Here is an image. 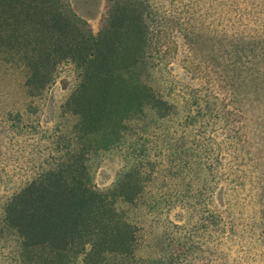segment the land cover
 Returning a JSON list of instances; mask_svg holds the SVG:
<instances>
[{"label": "trees", "instance_id": "16d2710c", "mask_svg": "<svg viewBox=\"0 0 264 264\" xmlns=\"http://www.w3.org/2000/svg\"><path fill=\"white\" fill-rule=\"evenodd\" d=\"M218 1L107 0L95 35L69 0H0V53L27 68L30 96L51 84L59 63L72 60L81 70L64 105L78 116L69 143L0 204V264H213L186 253L177 233L170 248L138 256L140 227L116 200L135 205L161 192V176L189 179L175 185L174 196H164L193 212L205 207L219 247L234 233L233 199L251 184L258 165L242 125L245 104H264V24L215 35L223 97L152 82L178 50L169 44L171 27L183 33L189 53L196 50V9ZM190 63L187 55L183 64ZM9 122L11 148L24 152L22 118ZM140 125L153 130L139 133ZM125 142L134 162L112 187L100 189L88 165L92 153ZM208 179L212 209L204 197ZM160 198L154 194L151 202Z\"/></svg>", "mask_w": 264, "mask_h": 264}, {"label": "rangeland", "instance_id": "374dc122", "mask_svg": "<svg viewBox=\"0 0 264 264\" xmlns=\"http://www.w3.org/2000/svg\"><path fill=\"white\" fill-rule=\"evenodd\" d=\"M69 1L73 10L89 23L92 32L97 35L106 14L107 0ZM201 5V8L197 7L193 21L196 28L194 37L199 41L197 49L189 53L186 47L189 42L183 38V33L176 27H171L169 44L178 50L172 52L162 65V71L152 82L158 87L162 83L189 85L202 92L209 91L211 96L218 92V96L223 97L225 93L219 91V85H224V82L218 74L217 64L220 52L213 47L214 37L220 29L233 32L247 27H262L264 0H223L212 7ZM187 55H190L191 61L188 68L183 64ZM189 65L192 69H189ZM80 74L81 70L74 61L65 60L56 67L51 84L39 95L32 97L26 87L27 68L23 64L7 60L5 54L0 53L1 205L29 181L40 166L51 165L55 161L52 156L57 155L56 149L69 143L67 138L73 135L78 116L67 111L64 105L77 87ZM245 105L242 130L250 141V148L255 153L258 165L251 168L254 171L251 184L233 199L236 201L232 208L236 226L234 233L219 247V234L212 226V217L205 207L193 212L191 208L182 209L177 199L169 200L170 197L164 196H174L175 185H186L191 180L181 183L180 180H173V177L168 176L165 180L161 176L158 184L162 193L155 190L135 205L121 198L116 200V207L140 227L138 256L170 248L174 245L172 239L177 233L183 248L187 249L186 253L194 255L199 262L264 264V104ZM12 116L22 118L25 125L21 131V138L27 145L24 152L13 151L11 148L9 119ZM139 128V133L144 131L143 128L149 132L153 130L145 125H140ZM136 131L138 130H132L133 133ZM218 138L222 136L219 134ZM126 145L125 142L123 146L92 153L88 165L94 183L100 189L112 187L121 173L134 162V157L126 151ZM51 151L53 154L49 156ZM206 182L208 189L204 197L212 209L216 203L213 184L210 179ZM157 193L161 194V198L152 203L151 198ZM248 193L251 198L245 196ZM174 223L179 224L180 229ZM219 249L223 250L220 259Z\"/></svg>", "mask_w": 264, "mask_h": 264}]
</instances>
